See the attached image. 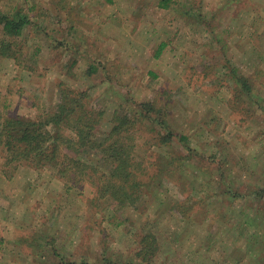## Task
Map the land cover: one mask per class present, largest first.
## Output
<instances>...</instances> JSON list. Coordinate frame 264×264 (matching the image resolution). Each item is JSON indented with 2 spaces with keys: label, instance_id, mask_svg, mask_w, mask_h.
Listing matches in <instances>:
<instances>
[{
  "label": "rangeland",
  "instance_id": "obj_1",
  "mask_svg": "<svg viewBox=\"0 0 264 264\" xmlns=\"http://www.w3.org/2000/svg\"><path fill=\"white\" fill-rule=\"evenodd\" d=\"M164 2L0 0V12L31 18L16 38L0 24L18 49L0 55V126L43 120L63 86L84 91L104 112L99 135L117 110L134 121L145 180L110 222L93 180L9 162L0 136V264H59L58 253L148 264L136 254L148 233L162 248L155 264H264V0Z\"/></svg>",
  "mask_w": 264,
  "mask_h": 264
},
{
  "label": "trees",
  "instance_id": "obj_2",
  "mask_svg": "<svg viewBox=\"0 0 264 264\" xmlns=\"http://www.w3.org/2000/svg\"><path fill=\"white\" fill-rule=\"evenodd\" d=\"M165 3L163 0V5H166ZM30 23V16L22 8H15L11 12H0V24L5 37L22 36L25 27ZM5 37L0 39V55L17 58L18 49L13 48L12 43H9ZM165 46L164 42L160 44L157 56ZM234 73L237 74L235 75L237 80L250 90L248 79L244 75L240 76L238 70ZM87 97L84 91L76 92L68 86H63L55 109L43 120L23 118L19 115L6 117L0 126V136L3 138L0 139L8 154L9 162L31 161L34 165L48 166L57 169L61 177L67 176L68 181L76 182L83 176L93 180L97 195L111 198L110 204L103 205L102 208H107L103 213H108L112 222L118 217L119 210L137 204L145 183V180L140 179V168L133 157L134 133L130 125L135 127V123L127 113L119 114L117 110L112 114L108 132L103 136L102 133L99 135V128L108 124L101 123L104 115L102 110L87 106L85 103ZM151 105L147 103L145 106L148 112L154 110ZM68 130L73 135L66 134ZM90 153H95L98 157H91ZM72 163L73 166H70ZM225 193H229L234 202L246 199L248 195L232 190H226ZM260 193L262 196L264 190L261 189ZM244 215L251 216L248 213ZM127 219L130 220V217L127 216L123 220L127 221ZM160 249L162 248L158 238L148 233L144 235L142 246L136 254L142 257L144 263L155 264ZM58 255L61 258L59 264H106L100 259L98 262H93L86 258L73 260L62 257L60 253ZM106 261L109 264L136 263L133 261L115 263L108 257Z\"/></svg>",
  "mask_w": 264,
  "mask_h": 264
}]
</instances>
